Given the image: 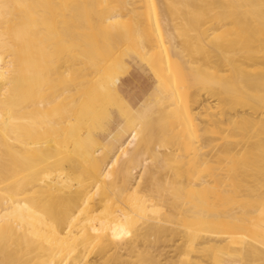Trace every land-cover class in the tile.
I'll use <instances>...</instances> for the list:
<instances>
[{
  "label": "bare ground",
  "instance_id": "obj_1",
  "mask_svg": "<svg viewBox=\"0 0 264 264\" xmlns=\"http://www.w3.org/2000/svg\"><path fill=\"white\" fill-rule=\"evenodd\" d=\"M262 208L264 0H0V264L264 262Z\"/></svg>",
  "mask_w": 264,
  "mask_h": 264
},
{
  "label": "rangeland",
  "instance_id": "obj_2",
  "mask_svg": "<svg viewBox=\"0 0 264 264\" xmlns=\"http://www.w3.org/2000/svg\"><path fill=\"white\" fill-rule=\"evenodd\" d=\"M106 67H108L110 70H114V72L116 73V75L114 74L112 78V81H113L112 85L113 87L117 88L118 92L125 99L132 100L133 97L137 95V93H139L141 90H144L147 87L151 86V81H150L151 76L156 78V75L150 71L149 67L140 58L137 57L135 50L128 44H125L123 46V49L118 52V54L113 58V60H111L107 64ZM99 91L100 90L98 89L97 93ZM95 109L96 108H93V111H95ZM94 117H96V113L91 112V114L88 116V119H87L88 126L100 127V125H103V126L107 125L106 120L104 118H98V120H96L94 119ZM259 211L260 210L254 212L257 215L251 212L253 216L255 215L253 223L250 224L248 229L245 228L244 226L243 227L245 228L246 235H248L249 237L257 238L258 240L264 242V235L260 234V228L258 226V224L261 223V221L257 219V216L259 215ZM262 213L264 215V208H262ZM237 227H238L237 229L234 227L235 230L233 228L232 230L233 232L231 231V233H234L235 236H237V234L239 235L240 232H242V234L245 233V232L243 233V231L239 229L240 226H237ZM202 228L203 229L206 228V225L203 224ZM244 228L242 229L244 230ZM238 229L240 231H238ZM236 230L238 233L236 232ZM223 243L225 244L226 241ZM223 243H221V245L219 246V248L221 246L222 248H220L219 250L217 249L218 255L216 256V259H217L216 263L211 258L208 260V257H204L203 259L204 261L202 264H209V262L211 264H217L218 260L226 259L227 255L237 256L238 257L237 259L245 264H259L260 262H261L260 264H264V262L261 260H259V263H256L258 262L257 260L254 261V259L252 258L249 259V257L247 258V261L246 260L242 261L243 258H240L235 251L234 252L231 251L233 249L235 250V246H232V244L234 243L229 242V244L231 243L230 247L231 248L234 247L233 249L229 251H227L228 249H230V247L229 248L227 247L228 244H225L226 246L224 247ZM190 263H187V264H190Z\"/></svg>",
  "mask_w": 264,
  "mask_h": 264
}]
</instances>
